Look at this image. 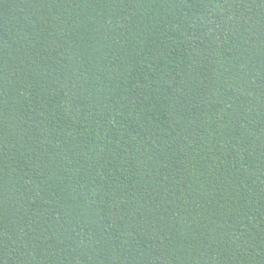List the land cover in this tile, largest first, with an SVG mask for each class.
<instances>
[{"label":"trees","instance_id":"obj_1","mask_svg":"<svg viewBox=\"0 0 264 264\" xmlns=\"http://www.w3.org/2000/svg\"><path fill=\"white\" fill-rule=\"evenodd\" d=\"M0 264H264V0H0Z\"/></svg>","mask_w":264,"mask_h":264}]
</instances>
